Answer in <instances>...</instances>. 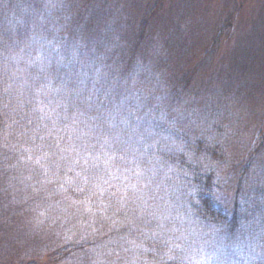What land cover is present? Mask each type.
Wrapping results in <instances>:
<instances>
[{
  "label": "rangeland",
  "instance_id": "1",
  "mask_svg": "<svg viewBox=\"0 0 264 264\" xmlns=\"http://www.w3.org/2000/svg\"><path fill=\"white\" fill-rule=\"evenodd\" d=\"M16 2L19 5L14 6L12 10L5 8L12 12V15L3 21L6 32H11L12 37L6 39L8 44L0 57V69L6 74H11V78L12 74L14 75L16 79L12 81L16 89L20 88L22 91V87L29 86L28 91L37 96L38 103L45 101V104H51V115L58 112L59 119L67 122L68 117L64 115L66 111L59 110L60 103L52 100V93L55 90L60 93L66 83H62L64 80H58L61 85L57 83L58 87L54 90L53 85L47 81L53 79L44 73L50 74V67L55 71L59 70L56 65L67 62L66 58L69 61L78 58L76 66L83 74L93 73L92 77L96 78L101 74L110 73V78L116 80L112 81L116 86L111 84L112 87L109 85L107 88L110 91L115 90L114 93L118 96L120 92L116 89L122 90L121 97L122 94L124 97L133 95L131 92L137 93L140 89L149 92L152 101L141 103L144 105L143 114L134 119V129L128 127L137 146L133 148L134 151L129 149L119 170L115 169V174L118 173L114 178L117 185H111L110 189L118 194L115 200L123 202L127 201L124 192L126 189L143 195L147 201L156 200L155 197L159 199L160 192L163 196L158 203L165 201L162 207L158 208L161 214L158 212L159 214L155 215L156 220L161 223L160 226L154 220L159 234L166 233L165 230L160 231L163 225H173L169 227L173 240L185 244L182 233L188 230L198 233L203 228L204 237L208 235L211 242L214 241L213 244L217 243L218 238L214 237L218 235V231L203 226L205 223L201 220L195 222L190 221L191 218H181L183 221L178 223L179 217L172 220L173 222L167 219L172 210L171 194H176V191L166 187V183L171 186L169 176H175L177 181L182 179L183 172L168 164L164 167L163 161L156 159L151 152L152 149L154 152L160 149L164 139L158 130L163 131L161 126L165 124L176 126L178 129L175 132H189L207 137L210 142L219 141L223 147L224 161L219 163L210 161L209 158L201 163L200 169H210L216 174L212 180L223 187L220 200L226 204L236 202L232 200L233 189L240 181L232 174V167L239 166L238 169L242 170L246 166L249 178L246 181H249V184L259 182L260 177L264 176V0ZM59 7L63 8L60 13ZM18 8L23 9L17 13ZM95 13L98 14L96 17L86 20ZM87 22V26L102 24L95 39L92 36L86 38L85 33L84 37L81 36L79 27L76 26ZM41 43H44L43 48L39 46ZM60 51H63V54ZM98 70H101L99 74ZM40 74L44 75L43 78H39ZM11 84V80L7 78L3 87L8 90L7 93ZM176 91L179 94L174 97ZM57 97L59 98V94ZM134 99L131 96L129 104ZM121 100L119 98L113 106L116 111L130 107L128 103L124 105ZM79 110L75 108V111L71 112L73 120L86 123L88 128L97 126V115L88 117ZM126 116L125 112L119 117ZM9 121L15 120L11 117ZM117 121L116 124L120 123L119 119ZM1 124L0 120V264H50L52 252L67 246L68 242L77 245L73 242L74 239L77 242L83 240L84 244H93H85V247H81L72 257L62 260V264H112L116 255L111 252L110 247H100L94 243L101 238L98 230L86 229L81 224V221L86 223L92 219L91 216H72L73 219L67 218L66 221L64 213L67 207L73 206L78 212H83L82 214L86 207L79 209L74 203H61L59 208L63 211L62 216L52 209L54 201L38 203L40 200L34 194L32 188L37 189V184L45 183L43 175L56 171V166L52 168L51 164H45L49 161V154L54 155L56 163L63 168L67 165L68 155L59 150L52 153L48 149L40 153L31 146L33 142L30 140L29 144H21L17 133L14 132H17V128L28 127L27 123L17 128L13 123ZM101 130L103 131V128ZM9 135L11 137L7 140ZM128 135L127 132L123 133L125 141ZM94 137H90L92 141H89L88 136L81 140L84 144L82 148H86L90 154L94 153L93 149L102 151L107 142V138L102 134ZM178 143L172 145L175 148H185L181 141ZM131 156L133 159H128ZM151 160H155V168L149 170L147 166ZM93 162H97L95 156L90 158L88 165L92 166ZM4 168L8 171L5 174L12 171L9 177L3 176ZM107 169L113 168L108 165ZM162 170L163 176L167 175L166 181L165 178L160 182L158 179L154 180L156 173ZM161 184L165 186L161 188ZM49 185L54 187V183ZM42 187L47 191L51 190L46 188L47 186ZM189 191L180 193V196L189 200L194 189ZM175 201L181 203L179 200ZM123 207H126V204ZM117 209L121 212L122 205L114 208L116 215ZM192 209L189 204L184 211L189 215ZM237 213L245 215L238 209ZM122 217L125 218L126 214H122ZM97 221L101 223L102 233H106L108 224L103 223L101 218ZM107 221H111L110 218L107 217ZM68 223L73 225L72 230L69 229ZM171 231H168V234ZM241 233L238 231L239 237ZM226 234V243H232L231 245L236 247L234 243H238V240H235V231ZM188 240L189 238L188 246H193ZM175 241L173 242L176 243ZM197 242L199 241L196 240L194 245ZM199 245L201 246L200 243ZM225 248L214 256L217 259L225 258ZM236 254L239 255V262L242 258L249 262L244 256L247 252L243 253L241 250ZM202 264L208 262L204 260Z\"/></svg>",
  "mask_w": 264,
  "mask_h": 264
},
{
  "label": "trees",
  "instance_id": "2",
  "mask_svg": "<svg viewBox=\"0 0 264 264\" xmlns=\"http://www.w3.org/2000/svg\"><path fill=\"white\" fill-rule=\"evenodd\" d=\"M16 1L18 0H0V12L4 9L2 11L3 15H1L2 13L0 14V57L3 56L5 45L8 44L6 39L12 37L11 32H6L7 30L3 23L5 18L12 15V12L5 8L12 10L14 6L19 5ZM22 5L25 6L24 3ZM22 9L18 8L17 13L21 12ZM61 9L59 7V13ZM97 15V13L91 14L86 20H91ZM88 22L83 25H72L79 27L81 36L84 37L87 34L86 38L92 36L95 39V36L99 34V29L102 28L100 27L102 24L98 26L90 24L87 26ZM43 44L41 43L39 46L43 48ZM66 45L69 48L67 43ZM60 53L63 54V51H60ZM76 60H74V63V61H69L66 58L67 62H63L62 65H56L59 70L55 71L53 67H50V74L44 73V75H50L51 79H53L51 81L46 78L48 83L50 82L53 85L54 90L58 87L57 83L60 84V82H57L58 80H64L65 82L62 83H66L65 87L61 88L60 93L56 90L52 93L54 94L52 100L60 103L59 110L66 111L64 115L68 117L67 122L59 119L58 112L55 115H51L53 110L51 104H45V101L38 103L37 96L28 91L29 86L22 87V91L20 88L16 89L15 83L12 81L16 79L14 75L12 74L11 78V74H6L5 71L0 69L1 125L9 122L15 124L17 128V126L27 123L28 127L17 128V132H14L17 133L21 144L23 142H28L27 144H29L30 140L33 142L31 146L39 150L40 153L48 149L52 153L59 150L62 154L68 155L67 165L63 168L56 163L53 158L54 155L49 154V161H46L45 164L47 166L51 164L52 168L56 166V171L43 175V179L46 180L42 185L44 187L47 186L46 188H51V190L47 191L40 183L36 185L37 189L32 188L34 194L40 200L38 203L44 202L45 204V201H54L52 209L62 216H64L63 211L59 208L61 203L67 204L71 202L74 203V206L78 205L79 209L83 206L86 207L84 214L75 210L73 206L67 207L66 213H64L65 218L70 219L72 216L79 217L80 215L83 218L85 214L89 215L88 217L91 216L92 219L86 221V223L81 221V224L86 229L93 230L96 228L98 230L101 238L94 241V243L100 247H110L111 252L116 255L112 260V264H140L141 261V264H202L204 260L208 264H264V176L260 177L259 182L249 184V181H246V179H249L246 174L247 167L245 166L242 170L238 169L239 166L237 168L232 167V174L240 180L233 189L232 200H236V202L232 201L228 204L222 202L220 194L223 191V187L212 180V177L216 174L210 169H200L201 163L208 161L209 158L210 161L214 162L222 163L224 161L222 158L223 147L219 141L213 140L210 142L207 137L189 132H175L178 129L176 126L170 127L165 124L161 126L163 131L158 130L164 141L157 152H154L153 149L151 152L152 154L154 153L156 159L163 161L164 167L165 164H168L178 167L183 172L182 179L177 181L175 176H169L171 186L166 183V187L176 191V194H171L172 210L167 219L172 221L179 217L178 223L183 221L181 218H186V220L191 218L190 221L195 222L201 220L205 223L202 224L203 226L212 227L218 231V235L213 236L214 239L218 238L217 243L213 244L214 241L211 242L208 235L204 237L203 228L198 233L196 231L190 232L189 230L186 233H182L184 234L183 240L186 246L173 240V233L169 228L173 227V225H163L160 231L165 230L166 233L159 234L157 223L159 226L161 223L156 220L155 215L161 214V210L158 208L162 207V203L165 202L161 201V204L158 203V200L160 202L163 196L160 192L159 199L155 197L156 200L147 201L143 195H138V193L126 189L124 192L128 202L115 200L118 194L113 193V189H110L111 185H117L114 178L118 173L115 174V169L119 170L121 162L122 160L125 161L126 153L129 149L133 150L137 146L134 136L129 133V128L131 130L134 129L136 125L134 119L141 116L144 112V105H141V103L145 104L152 101V96L149 92L140 89L137 93L136 91L131 92L133 95L124 97L122 94L121 97L122 90L116 89V91L120 92V96H118L114 93L115 90L110 91L107 88L111 84L116 86L112 82H116V80L112 79V77L110 78V73L96 75L98 77L93 78V73L83 74L78 71ZM100 72L101 70H98V74ZM43 76L40 74L39 78H43ZM7 78L12 82L9 93H7L8 90L3 88L7 83ZM57 94H59V98ZM164 94L166 93L164 92ZM178 94V91H176L174 97H177ZM131 96L135 99L129 104L128 101ZM119 98L122 99L121 101L124 105L128 103L130 107H126L121 111L113 109ZM75 108L80 109L79 111L88 117L97 115L99 122L97 126H89L90 128H88L86 123L73 120L71 112L75 111ZM135 109L138 111H135ZM125 112L127 113L126 117H119L123 116ZM11 117L15 121H9ZM118 119L120 123L116 124ZM101 128H103V131ZM126 132L129 135L125 141L123 133ZM14 133H11V135H14ZM100 134L107 138L102 151L93 149L94 153L90 154L86 148V151L82 148L84 144L81 140L84 136H88L89 141H92L93 139L90 138L92 135L96 138ZM11 135H9L7 140ZM158 136L156 135V137ZM178 141H181L183 143L182 146L185 148H175L172 145V143L179 144ZM123 148H128V150L125 151ZM92 156H95L97 162H93V165L90 166L88 164ZM128 159H133V156L128 157ZM154 161L151 160L148 164L149 170L155 168L153 167ZM105 162H107V166L110 165L113 169H107ZM137 165H139V158L137 159ZM0 168L2 169L1 165ZM3 171L4 177H9V173L12 172L5 174L8 172L6 168ZM163 174V170L156 173L154 180L158 179L160 182L165 178L166 181L167 175L164 177ZM52 183H54V187L49 185ZM163 186L165 184H161V188ZM191 188L194 189L192 197L189 200L183 199L180 193L190 192ZM175 200H179L181 203ZM125 204L126 207H123ZM189 204L192 205L193 209L192 213L189 212L188 215L184 210L188 208ZM121 205L122 211L120 212L117 209L116 215L114 208L116 206L121 207ZM181 208H184V210ZM237 209L245 215H239ZM122 214H126V217L123 218ZM116 216L117 218H114ZM107 217L111 221L108 222ZM99 218L103 219V223L108 224L106 233H102L101 223L97 221ZM68 227L72 230L73 225L68 223ZM168 231L171 232L168 234ZM234 231L235 235H237L235 240H238V243H234L236 247L231 245L232 243H226L225 240L226 233L231 234ZM238 231L242 232L240 237L237 234ZM196 234H199L200 237ZM187 238H189L188 243L191 242L193 246H188ZM195 239L199 242L194 245ZM73 242H76L77 245L68 242L66 243L67 246L54 250L51 254L52 257H50V264H62V260L72 257L81 247H85V244H93H84L83 240L77 242L75 239ZM224 247L227 248H225L226 257L217 259L214 255H217ZM241 250L243 253L247 252V255L244 254V256L248 259V263L245 262L244 258H242L241 262L238 261L239 255L236 252Z\"/></svg>",
  "mask_w": 264,
  "mask_h": 264
}]
</instances>
